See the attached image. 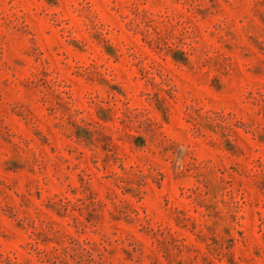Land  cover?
Instances as JSON below:
<instances>
[{
  "label": "rangeland",
  "instance_id": "obj_1",
  "mask_svg": "<svg viewBox=\"0 0 264 264\" xmlns=\"http://www.w3.org/2000/svg\"><path fill=\"white\" fill-rule=\"evenodd\" d=\"M0 264H264V0H0Z\"/></svg>",
  "mask_w": 264,
  "mask_h": 264
}]
</instances>
